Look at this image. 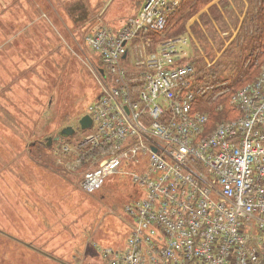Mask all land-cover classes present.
<instances>
[{
	"label": "built area",
	"instance_id": "2783aa9c",
	"mask_svg": "<svg viewBox=\"0 0 264 264\" xmlns=\"http://www.w3.org/2000/svg\"><path fill=\"white\" fill-rule=\"evenodd\" d=\"M185 1L144 0L85 36L98 96L82 144L103 154L81 187L93 194L115 176L135 186L128 240L99 247L97 264L264 260V61L235 91L229 81H199L186 37L168 35ZM224 94L239 116L209 131L211 111L198 107Z\"/></svg>",
	"mask_w": 264,
	"mask_h": 264
},
{
	"label": "rangeland",
	"instance_id": "374dc122",
	"mask_svg": "<svg viewBox=\"0 0 264 264\" xmlns=\"http://www.w3.org/2000/svg\"><path fill=\"white\" fill-rule=\"evenodd\" d=\"M143 1L0 0V264H97L99 247L125 246L135 186L115 176L93 194L81 187L103 154L82 144L89 132L79 121L98 96L85 36L94 24H120ZM260 1L191 3L182 37L199 74L216 66L235 88L259 52L245 61ZM229 98L221 119L232 117ZM210 103L198 107L211 111L209 131L221 121ZM66 126L75 133L55 140Z\"/></svg>",
	"mask_w": 264,
	"mask_h": 264
},
{
	"label": "trees",
	"instance_id": "16d2710c",
	"mask_svg": "<svg viewBox=\"0 0 264 264\" xmlns=\"http://www.w3.org/2000/svg\"><path fill=\"white\" fill-rule=\"evenodd\" d=\"M194 1L195 0H186L185 3L183 4L181 10L176 15H174L171 18V21H172L171 25L172 26H171V29L169 31V33H170L169 36L170 37H172L174 35L175 36H183L182 32H184V30H185L184 22H183L184 13H185V11H187L189 9V6L192 7L191 3L194 2ZM196 1L197 2L200 1V3H201L202 0H196ZM197 2L195 3V5L197 4ZM259 4H260L259 5L260 7L258 6L259 10H257L256 13L252 14V19L256 23L254 25L253 24L249 25V28L251 26H253V27H256L257 29H259V31H257V33H255V34H252L250 36V38H249V40H250L249 44L245 48V51H247V54H248V55L247 54L245 55L246 56L245 57L246 58L245 61H247V59L250 56H252L254 47H256V48L258 47L259 52L257 53L253 63L251 62L248 70H246L247 72L243 76H241V77H239L237 79L236 84H235V88H234V85L231 83L232 91H235L239 87L243 86L244 84L252 81L255 78V76L257 74H259L258 68L261 65V63L264 61V0L260 1ZM185 35H187V34L185 33ZM254 66H256L255 67L256 68V70H255L256 72L255 73L253 72V69H252V68H254ZM216 73L218 74V68L215 66V67L209 68L208 70L202 69V73H200V74H199V72L197 70V74L196 75H197V78H198L199 81L212 82V83L216 84L217 82H222V80H219V76L217 77ZM239 73H242L241 68H240ZM229 79H231V78H229ZM225 81H228V80H225ZM236 87H238V88H236ZM226 97L228 99V95L224 94V95L220 96L219 99H217L215 102H212V104H214V108L212 109V110H214L213 114L216 115L217 118H219V116L221 115L222 111H225V109H226V105L227 104H225L223 106V103H220V102H223V100ZM211 98L212 97H210L208 99L207 103L211 102ZM216 105H217V107L219 105H222L221 108H223V109H219V110L215 109ZM228 106H229V108L228 107L227 108L230 109V111H232V117H227L226 119H233V117L234 118L238 117L239 113L231 105H228ZM211 118H212V115H211ZM220 119H221V116H220ZM211 122H212V119H211ZM83 131H85V130H83ZM89 152H87L86 154H88ZM27 245L29 246V244H27ZM261 264H264V260L261 262Z\"/></svg>",
	"mask_w": 264,
	"mask_h": 264
},
{
	"label": "water",
	"instance_id": "95a60500",
	"mask_svg": "<svg viewBox=\"0 0 264 264\" xmlns=\"http://www.w3.org/2000/svg\"><path fill=\"white\" fill-rule=\"evenodd\" d=\"M80 126L83 130H86L88 128H90L92 126V118L89 115H84L81 119H80ZM75 128H73L72 126H66L65 128H63L60 132L59 135H57L54 139L55 140H60L61 138L67 137V136H72L75 133ZM53 140V138L49 139V144L51 143V141Z\"/></svg>",
	"mask_w": 264,
	"mask_h": 264
}]
</instances>
